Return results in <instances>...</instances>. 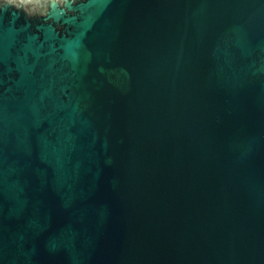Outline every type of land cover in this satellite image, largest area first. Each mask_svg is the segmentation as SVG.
I'll list each match as a JSON object with an SVG mask.
<instances>
[{
    "label": "water",
    "instance_id": "95a60500",
    "mask_svg": "<svg viewBox=\"0 0 264 264\" xmlns=\"http://www.w3.org/2000/svg\"><path fill=\"white\" fill-rule=\"evenodd\" d=\"M0 264H264V0H0Z\"/></svg>",
    "mask_w": 264,
    "mask_h": 264
}]
</instances>
